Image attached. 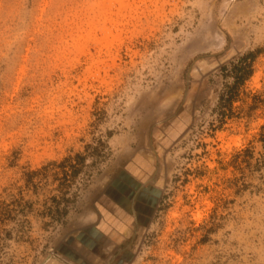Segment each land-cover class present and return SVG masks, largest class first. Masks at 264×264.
<instances>
[{"label":"rangeland","instance_id":"obj_1","mask_svg":"<svg viewBox=\"0 0 264 264\" xmlns=\"http://www.w3.org/2000/svg\"><path fill=\"white\" fill-rule=\"evenodd\" d=\"M263 136L264 0H0V264H264Z\"/></svg>","mask_w":264,"mask_h":264},{"label":"trees","instance_id":"obj_2","mask_svg":"<svg viewBox=\"0 0 264 264\" xmlns=\"http://www.w3.org/2000/svg\"><path fill=\"white\" fill-rule=\"evenodd\" d=\"M257 52H247L236 61L230 62L221 67L224 77H230L232 83L226 84L219 97V107L222 115H230L232 103L238 96V91L253 74V60ZM264 138V136H263ZM85 156L77 154L74 157L65 158L61 162H52L38 171L26 174V185L37 189L40 185H50L56 183L53 190L57 194L49 198L50 205L46 206L45 211L53 221H59L66 214L65 205L70 202L71 187L75 178L82 172ZM70 194V195H69ZM69 195V196H68Z\"/></svg>","mask_w":264,"mask_h":264}]
</instances>
